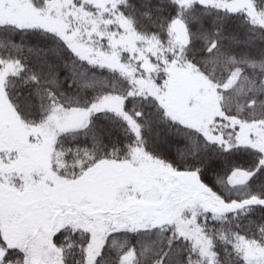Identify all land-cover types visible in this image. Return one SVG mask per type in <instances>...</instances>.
I'll list each match as a JSON object with an SVG mask.
<instances>
[{"label": "snow or ice", "instance_id": "snow-or-ice-1", "mask_svg": "<svg viewBox=\"0 0 264 264\" xmlns=\"http://www.w3.org/2000/svg\"><path fill=\"white\" fill-rule=\"evenodd\" d=\"M0 264H264V0H0Z\"/></svg>", "mask_w": 264, "mask_h": 264}]
</instances>
